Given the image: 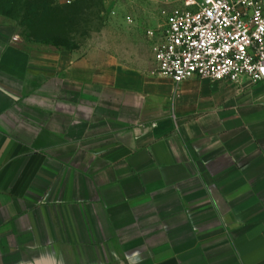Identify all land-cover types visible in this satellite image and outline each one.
<instances>
[{
  "label": "crops",
  "instance_id": "1",
  "mask_svg": "<svg viewBox=\"0 0 264 264\" xmlns=\"http://www.w3.org/2000/svg\"><path fill=\"white\" fill-rule=\"evenodd\" d=\"M0 264H264V82L0 43Z\"/></svg>",
  "mask_w": 264,
  "mask_h": 264
},
{
  "label": "built area",
  "instance_id": "2",
  "mask_svg": "<svg viewBox=\"0 0 264 264\" xmlns=\"http://www.w3.org/2000/svg\"><path fill=\"white\" fill-rule=\"evenodd\" d=\"M153 52L157 74L176 84L262 83L264 0H175Z\"/></svg>",
  "mask_w": 264,
  "mask_h": 264
},
{
  "label": "rangeland",
  "instance_id": "3",
  "mask_svg": "<svg viewBox=\"0 0 264 264\" xmlns=\"http://www.w3.org/2000/svg\"><path fill=\"white\" fill-rule=\"evenodd\" d=\"M55 1L59 5L72 6L81 0H72L73 4L69 0ZM45 3L49 0H0L1 45L38 41L41 37L59 43L60 32L43 31L36 26L32 31L24 25V22L38 24L44 14L40 7ZM87 6L85 13L71 17L75 25L69 29L68 36L63 37L64 45L57 46L104 48L120 55L129 64L148 67L155 62L153 47L162 35L175 0H92ZM36 10H40L38 16Z\"/></svg>",
  "mask_w": 264,
  "mask_h": 264
},
{
  "label": "trees",
  "instance_id": "4",
  "mask_svg": "<svg viewBox=\"0 0 264 264\" xmlns=\"http://www.w3.org/2000/svg\"><path fill=\"white\" fill-rule=\"evenodd\" d=\"M92 0H81L80 3L74 4L72 6L70 5H59L56 4L55 0H49V3H45L44 6H41L40 9L42 12L44 11V14L41 16L43 18H39V22L36 25H32L31 23L24 22V25L29 28V30L35 31V28L37 27L40 30H56L60 32V41L55 42L51 40L45 39V37H41L38 39V41H42L44 43L53 44V45H64L65 39L63 37L68 36V32H70L69 29H71L75 24L72 23L71 17L75 16L76 14H83L85 13V9L88 7L87 5L90 4ZM73 4V2L71 3ZM55 5V6H54ZM75 8L74 10H72ZM38 12L40 13V10H36V15L38 16ZM35 15V14H34ZM36 26V27H35ZM52 30V31H53ZM31 36L34 37L33 34ZM74 49V48H69Z\"/></svg>",
  "mask_w": 264,
  "mask_h": 264
}]
</instances>
